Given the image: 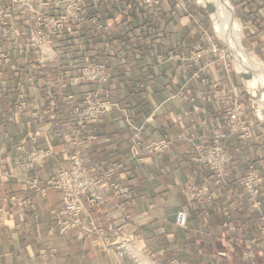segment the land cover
<instances>
[{"label": "crops", "instance_id": "obj_1", "mask_svg": "<svg viewBox=\"0 0 264 264\" xmlns=\"http://www.w3.org/2000/svg\"><path fill=\"white\" fill-rule=\"evenodd\" d=\"M230 2L253 55L264 56V0ZM185 3L187 12L165 0L138 13L128 35L138 32L139 42L126 52L127 66L117 59L122 46L88 31L90 47L110 57L106 86L117 104L97 123L79 121L73 100L62 101L86 88H64L52 75L72 67L84 48L66 47L45 68L36 52H12L0 86V264H264V103L251 100L258 118L244 106L251 137L224 141L231 159L220 177L198 161L195 146L211 143L225 130L226 109L244 103L240 82L221 61L202 68L167 60L201 41L203 21ZM160 140L168 146L150 151ZM75 162L87 179L108 176L82 196L84 208L73 217L60 214L64 195L48 182ZM248 163L261 176L252 200L239 185ZM12 195L25 205H12ZM179 209L187 212L184 227L175 224ZM249 250L254 257L246 259Z\"/></svg>", "mask_w": 264, "mask_h": 264}, {"label": "built area", "instance_id": "obj_2", "mask_svg": "<svg viewBox=\"0 0 264 264\" xmlns=\"http://www.w3.org/2000/svg\"><path fill=\"white\" fill-rule=\"evenodd\" d=\"M165 0H0V86L6 85L3 79V71L12 65V52L21 50L24 54L31 52L37 54V65L45 68L57 58L60 60V52L66 47H75L73 53H77L80 47L84 48V54L75 58L73 66L57 68L53 76L61 80L64 88H86L75 97L76 92H69L62 96L63 102L73 100L72 111L79 121L85 123H97L117 104L111 100V94L107 84L111 80L113 65L109 55H100L98 50L90 47L88 31L93 29L107 43L117 42L121 47L119 57L120 64L128 65L126 52L131 50L132 43L139 42L138 32L134 38L128 35L133 28L134 19L138 13L150 14L163 5ZM175 8L184 12L188 10V4L184 0H166ZM109 14L115 18L117 26L113 31ZM201 41L194 42L190 53L185 56L168 55L167 60H181L190 64H200L202 68L216 62H223L227 69V50L221 47L222 41L203 28ZM131 40V42L127 41ZM160 59V57H159ZM33 62L26 58L24 66L31 69ZM15 76L20 75V68L14 69ZM20 98H23L22 95ZM21 107V106H20ZM225 130L217 133L209 144H198L195 150L198 161L221 176L226 162L231 159L225 146L228 136H238L241 140L251 137V129L244 118L245 108L241 103H233L225 112ZM134 126V125H133ZM136 129H139L135 127ZM73 143H76L75 141ZM168 141L160 140L149 146L150 151L164 150ZM48 152H43L46 155ZM108 175L94 178H85L84 169L75 162L69 170H62L48 182L64 195L61 215L76 217L83 210L82 196L92 186L102 184ZM113 188L123 191L118 183L110 184ZM239 185L243 193L249 199H255L261 189V176L254 163H248L239 179ZM94 201V198L87 197ZM12 205L23 207L24 198L12 195L9 197ZM187 212L179 209L176 212L175 224L184 227L187 223ZM264 231V228H263ZM106 242H109L107 240ZM117 256H123L124 250L116 251ZM254 257L249 250L244 253V258Z\"/></svg>", "mask_w": 264, "mask_h": 264}, {"label": "bare ground", "instance_id": "obj_3", "mask_svg": "<svg viewBox=\"0 0 264 264\" xmlns=\"http://www.w3.org/2000/svg\"><path fill=\"white\" fill-rule=\"evenodd\" d=\"M197 2L203 4L211 13L213 26L218 37L229 46L230 50L242 58L238 59L231 53L241 67L242 75L247 78L246 81L250 80V89L253 95L248 88L249 95L255 103L254 106L258 107V102L264 103V70L258 71L255 68H260L263 64L258 62L259 60L253 55V49L248 42L245 44L241 43L243 35L237 27L232 6L230 5L229 11L225 0H198Z\"/></svg>", "mask_w": 264, "mask_h": 264}, {"label": "rangeland", "instance_id": "obj_4", "mask_svg": "<svg viewBox=\"0 0 264 264\" xmlns=\"http://www.w3.org/2000/svg\"><path fill=\"white\" fill-rule=\"evenodd\" d=\"M185 1H189L190 5H192V6L194 4V7L196 9L194 13H196V15L201 17V19L203 21V28L206 29L208 33L213 34L214 36H216L217 34L215 32V29H214V26H213V22H212V19H211V13L209 12V10L205 6H203L201 3H198L197 2L198 0H185ZM225 1H226L225 4H226L227 9L230 11V6H229L230 0H225ZM231 2H232V0H231ZM234 19L236 20L235 11H234ZM237 27L241 31L242 27L240 29L238 24H237ZM242 31H243V29H242ZM219 42L221 43V47L225 48L227 50V53H228V58H226V63L228 64V68L227 69H228L229 74L234 76L235 80H238L240 82V86L239 87L243 91V94H242L241 98L243 100V103H244V106H245L246 110H247V107H248L249 110L252 111L255 114V117L258 118L259 116L257 115V112H256L255 108L252 105V101H251V98H250V95H249V91L253 95V92L250 89V83H249L250 80L247 81V83H246L247 78L244 77L242 75V73L237 69V63H236V61H235V59H234V57L232 55H235L238 59H242V58L238 57L232 50H230L229 46L226 43L225 44L227 45L229 50L227 49V47L225 46L223 41H219ZM246 42H248L251 45V47L253 49V52H254L255 51L254 46L252 45V43L249 40H247V38H246V36H245V34L243 32V38H242L241 43L245 44ZM231 53H232V55H231ZM255 57L259 60V61L258 60L257 61L261 62L263 64V66H264V56H262L260 54H255ZM221 63L223 64V62H221ZM223 66H224V64H223ZM263 66L260 67V68L259 67L255 68V69H257L258 71H261V69L264 70ZM262 75H263V73H262ZM247 84H248V87H247ZM248 88H249V91H248Z\"/></svg>", "mask_w": 264, "mask_h": 264}, {"label": "water", "instance_id": "obj_5", "mask_svg": "<svg viewBox=\"0 0 264 264\" xmlns=\"http://www.w3.org/2000/svg\"><path fill=\"white\" fill-rule=\"evenodd\" d=\"M233 12H234V7H233ZM224 43V42H223ZM225 44V43H224ZM225 46L227 47V45L225 44ZM227 49H228V47H227ZM229 50V49H228ZM245 77V76H244Z\"/></svg>", "mask_w": 264, "mask_h": 264}]
</instances>
